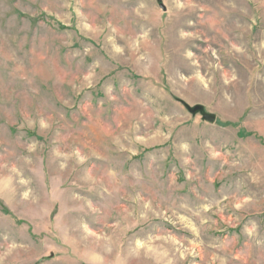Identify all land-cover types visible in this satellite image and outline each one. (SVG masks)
Instances as JSON below:
<instances>
[{"label":"rangeland","instance_id":"1","mask_svg":"<svg viewBox=\"0 0 264 264\" xmlns=\"http://www.w3.org/2000/svg\"><path fill=\"white\" fill-rule=\"evenodd\" d=\"M162 2L0 0V264H264V0Z\"/></svg>","mask_w":264,"mask_h":264},{"label":"water","instance_id":"2","mask_svg":"<svg viewBox=\"0 0 264 264\" xmlns=\"http://www.w3.org/2000/svg\"><path fill=\"white\" fill-rule=\"evenodd\" d=\"M159 6L165 11L166 6L163 4L162 0H157ZM179 102L185 107V109L192 115L200 114L201 119L207 122H214L216 120V116L213 113L206 111L205 107L202 104H194L190 105L184 100L179 99Z\"/></svg>","mask_w":264,"mask_h":264}]
</instances>
